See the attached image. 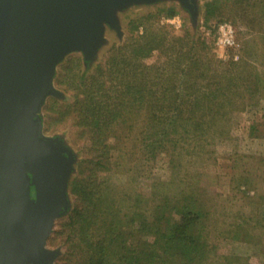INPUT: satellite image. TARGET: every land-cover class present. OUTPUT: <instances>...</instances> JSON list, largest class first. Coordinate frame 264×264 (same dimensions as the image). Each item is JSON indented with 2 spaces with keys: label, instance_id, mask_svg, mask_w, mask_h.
I'll return each instance as SVG.
<instances>
[{
  "label": "trees",
  "instance_id": "1",
  "mask_svg": "<svg viewBox=\"0 0 264 264\" xmlns=\"http://www.w3.org/2000/svg\"><path fill=\"white\" fill-rule=\"evenodd\" d=\"M244 1L207 0L205 22L236 26L240 13L249 10ZM150 5L130 17L128 36L114 43L103 60L94 64L84 56H69L57 70L58 84L72 97H51L42 118L50 126L46 129L73 120L78 137L87 140V154L70 182L73 208L49 243L65 247L62 264H256V255L220 249L219 236L213 234L227 232L229 240L259 245L264 264V194L249 193L253 181L234 166L229 187L242 194L251 210L236 213L222 227L216 200L193 182V171L183 173L191 158L205 150L214 158L218 139L231 136L225 123L240 108L225 102L236 99L237 69L230 68L237 63L207 52L209 44L188 29L172 33L161 19L176 15V4ZM155 50L161 58L149 64ZM219 64L224 72L216 69ZM230 74L232 80L223 88L222 80ZM133 132L139 146L132 153L138 155L135 166L152 167L164 158L172 172L167 180L154 177L147 193L137 173L127 174L124 182L114 178L123 168V150L116 156L113 150Z\"/></svg>",
  "mask_w": 264,
  "mask_h": 264
},
{
  "label": "water",
  "instance_id": "2",
  "mask_svg": "<svg viewBox=\"0 0 264 264\" xmlns=\"http://www.w3.org/2000/svg\"><path fill=\"white\" fill-rule=\"evenodd\" d=\"M147 1L0 0V264H57L49 242L70 208L74 160L40 113L64 56L93 58L106 24L121 29L118 12Z\"/></svg>",
  "mask_w": 264,
  "mask_h": 264
},
{
  "label": "rangeland",
  "instance_id": "3",
  "mask_svg": "<svg viewBox=\"0 0 264 264\" xmlns=\"http://www.w3.org/2000/svg\"><path fill=\"white\" fill-rule=\"evenodd\" d=\"M248 1H244L243 4L245 7L249 8V10L247 13L241 12L238 18L239 23H236L238 41L236 46L224 47L218 44L214 26L220 22H205L204 6L207 0H195L197 7L183 4L180 0H156L153 2L147 1L130 4L128 7L120 10L118 12V17L120 19L121 29L106 24L103 43L96 50L94 57L90 59V61L95 64L107 57L110 47L116 42L124 41L128 36L129 31L127 26L130 17H134L137 14L149 10L152 7L150 4H176L179 12L173 17H162L161 19L162 22L169 24L168 27L172 33L180 35L184 34L188 29L191 33L200 35L202 40L204 39L209 44V47H206L208 48L207 52L223 60L233 59L234 61L232 62L237 63L236 66L234 65L230 68L231 70L234 68L237 69L235 72L237 73V81L235 80V82L238 83V86L235 87L237 91V95H235L236 99L233 100V103L225 102L227 106L233 104L240 108L239 110H235L231 116V120L228 119L225 123V125L227 122L229 123V132L231 136L226 139H218V142L213 147L216 151L214 158L210 157L211 153L205 150V154L191 158V163H188L183 172L186 174L193 171L197 176V178L195 176V181L193 182H196L200 188H205L206 197L211 196L216 200L219 207L217 210V217L221 218L219 222L216 221L222 227L226 226L227 222L236 216V213L243 212L247 209L251 210L249 204L242 198V194L240 192L237 194L229 187L230 183L228 181L232 177L234 166H238V168L235 169L238 173L245 174L253 181L254 189L249 190V193L252 195L256 193L264 194V87H262L264 82V2L263 0ZM252 19H254V21ZM261 21L263 24H259ZM246 52H248V55ZM75 55L84 56L85 59H87L83 50L72 49L61 60L57 70L69 56ZM161 55L159 50H155L154 53L147 58V62L149 64H154L161 58ZM245 56H247V61L243 60ZM213 66L216 65L214 64ZM205 67L207 66L205 65ZM205 67L202 65L200 66L201 70H206ZM216 69H219L220 72L226 70L225 67H221L220 64ZM56 74L57 71L55 75ZM233 74L226 75L223 78L222 87L225 86L228 78L232 80L231 76ZM56 76L53 80L54 92L48 96L46 102L51 97H57L62 100H69L72 97L60 87ZM241 107L244 108L242 109ZM40 114L44 116V107ZM73 122L74 121L71 120L53 129H46V126L48 128H50V126H48L49 124L46 118L43 117L44 134L54 139H60V147L69 150L74 160L72 163V171L67 180L66 191L70 202V208L60 217L57 222V227L66 221L71 208H73L74 196L70 191V182L77 172V162L87 154V150L84 146L87 140L78 137L76 126ZM253 126L255 129L251 130ZM133 134L134 132L131 135L132 137L128 138L124 144L121 142L116 143V148H114L113 152L116 156L119 152L121 153L119 148L123 150V155L120 158L123 162V168L115 174L114 178L119 182H124L127 174L133 175V173H137L142 180V183L139 184L141 190L147 193L151 188L154 177L167 180L170 178L172 172L164 158L160 161L157 160L158 162L153 163L152 167L142 162L138 166H135L136 157H138V155L132 153L134 149L138 150L139 146L138 142L134 140L135 137ZM140 139L141 138H137L138 141H140ZM113 142L115 141L113 140ZM239 156L245 157L238 161L237 158ZM187 169H189V171H187ZM230 193H232L231 198H229ZM230 229H232V225L227 227L226 230ZM219 232L220 231L217 233ZM215 233L213 236L216 237L215 239L219 236L218 239L220 240H217L223 252L236 253L241 256L253 254L258 257H254L253 262L256 264H263V259L258 253L260 248L258 249V247H256L259 245H251L246 241L229 240L226 238L228 237L227 232L226 235L221 234L222 237H220V234L216 235ZM49 246L50 248L60 249L56 263L62 264L61 256L63 255L65 247L50 243Z\"/></svg>",
  "mask_w": 264,
  "mask_h": 264
},
{
  "label": "built area",
  "instance_id": "4",
  "mask_svg": "<svg viewBox=\"0 0 264 264\" xmlns=\"http://www.w3.org/2000/svg\"><path fill=\"white\" fill-rule=\"evenodd\" d=\"M216 39L219 45L233 47L237 45V28L229 21L220 22L215 27Z\"/></svg>",
  "mask_w": 264,
  "mask_h": 264
}]
</instances>
